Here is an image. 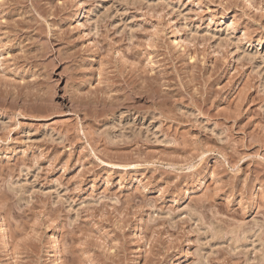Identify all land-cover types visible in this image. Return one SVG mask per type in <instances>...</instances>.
<instances>
[{
	"label": "rangeland",
	"instance_id": "1",
	"mask_svg": "<svg viewBox=\"0 0 264 264\" xmlns=\"http://www.w3.org/2000/svg\"><path fill=\"white\" fill-rule=\"evenodd\" d=\"M0 264H264V0H0Z\"/></svg>",
	"mask_w": 264,
	"mask_h": 264
}]
</instances>
